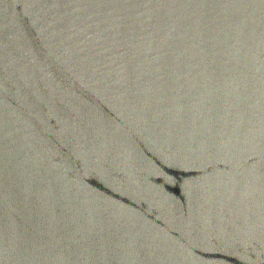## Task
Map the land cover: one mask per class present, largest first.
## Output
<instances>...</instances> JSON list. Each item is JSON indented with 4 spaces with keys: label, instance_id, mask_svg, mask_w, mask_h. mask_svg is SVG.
Listing matches in <instances>:
<instances>
[{
    "label": "water",
    "instance_id": "1",
    "mask_svg": "<svg viewBox=\"0 0 264 264\" xmlns=\"http://www.w3.org/2000/svg\"><path fill=\"white\" fill-rule=\"evenodd\" d=\"M0 264H264V0H0Z\"/></svg>",
    "mask_w": 264,
    "mask_h": 264
}]
</instances>
